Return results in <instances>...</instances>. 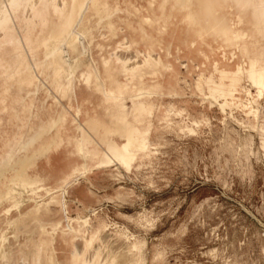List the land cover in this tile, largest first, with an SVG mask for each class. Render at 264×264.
Listing matches in <instances>:
<instances>
[{
    "label": "rangeland",
    "instance_id": "rangeland-1",
    "mask_svg": "<svg viewBox=\"0 0 264 264\" xmlns=\"http://www.w3.org/2000/svg\"><path fill=\"white\" fill-rule=\"evenodd\" d=\"M89 2L81 21L80 9L75 10L72 26L92 44L94 57L105 55L120 60L135 50L141 54L148 47L153 55L159 54L160 63L155 70H144V82L135 78L133 83H127L119 101L93 86L96 96L90 99L96 98L97 106H86L95 107L96 115L102 114L101 119L94 116L97 124L118 125L133 132L150 129L148 138L153 144L134 155L130 165L125 163L126 157L124 160L113 158L118 162L79 171L78 185L65 195L68 216L87 218L95 228L105 224L98 218L104 219L107 223L101 230L104 242L96 241L93 249L98 245L103 257L116 255L117 264H128L130 259H138V264H264V98H259L254 114L242 107L247 91L254 89L247 77L240 82L241 99L237 102L216 92L219 64L230 62L231 56L219 50L217 43H222V37L207 23L202 0H182V3L158 0L155 16L149 10L150 0ZM153 26L159 39L178 26L190 29L193 37L189 39V33L177 30L175 39L159 47L149 40L148 28ZM71 51V60L64 61L65 71L57 80H52L49 72L41 75L39 71L46 61L44 45L36 74L35 66L24 67L36 77L18 92L15 133L10 142L16 141L19 145L33 136L35 140L26 153L36 156L51 149L54 144L51 135L58 119L68 117L62 107L46 114L43 108L57 101V92L62 88L79 83L78 77L89 58L87 55L77 58ZM237 61L239 71L247 70L240 57ZM123 62L130 61L122 59ZM71 66L76 69L73 75ZM90 67L94 69L92 64ZM127 78L124 75L123 79ZM166 78L172 82V89L163 86ZM154 80L159 85L157 89L151 88ZM114 81L119 86L118 71ZM142 83L146 86L140 87ZM82 93L85 99L89 92L83 89ZM140 103L152 109L153 114L136 126L129 119L131 110ZM122 105L127 111L124 119L105 117L108 109L120 114ZM73 111L77 114V109ZM42 136L50 139L44 146L36 147ZM61 151L50 169L61 166ZM14 155L19 158L14 151L12 161ZM25 177L24 174L18 180L19 186L29 190L37 185L25 183ZM19 186H14L17 205L12 206L11 200L0 202V220L13 219L37 200L44 204L50 197L43 190L29 195ZM49 208L47 214L40 211L39 217L46 235L55 238L54 257L66 264L71 244L61 240L59 230L52 232L49 223L60 217L61 212L56 211L55 204H49ZM37 223L30 214L21 215L11 224L0 223L4 246L13 247L10 257L0 260V264H27L17 251H26L30 240L40 238ZM120 232L130 240L119 235ZM133 238L140 242L139 252L128 251V243ZM75 243L80 249L74 250L83 252L79 264L87 249L80 237Z\"/></svg>",
    "mask_w": 264,
    "mask_h": 264
},
{
    "label": "bare ground",
    "instance_id": "bare-ground-1",
    "mask_svg": "<svg viewBox=\"0 0 264 264\" xmlns=\"http://www.w3.org/2000/svg\"><path fill=\"white\" fill-rule=\"evenodd\" d=\"M97 1L101 3L110 2V0ZM150 1H152V6L149 10L155 16L158 13L156 6L158 0ZM177 1L182 3V0ZM202 2L204 4L203 15L207 23L217 32L218 36L222 37V43H217L219 50L226 51L231 56L229 58L230 62L224 61L219 64L216 92L237 102L241 99L240 89L242 86L240 82L247 77L250 79L252 87L257 89V92L254 89H249L246 101L242 104V107L247 111L252 110L259 98L264 96V0H202ZM89 3V0H0V103L3 94L8 91V79L12 78L15 72L18 73L24 64L33 63L35 56L39 57L37 48L41 43H44L46 47L45 65L50 66L52 68L50 73L55 75H60L65 71L64 61L70 62L71 60L70 49L77 58L87 55L89 60L85 65L92 64L95 71H93L94 69L86 71L84 79L87 82H91L92 86L101 88L105 94L110 91L114 95H123L124 86L127 83H133L135 78L144 82V70H155L159 66V54L153 55L148 47H145L141 54L135 50L128 54L127 57H123V60L130 61L129 63L123 62L124 64L122 59L118 60L115 57H107L105 55L94 57L92 44L88 43L82 34L77 32L76 27L72 26L75 10L80 9L81 21L89 7ZM70 26H72L71 31L67 34L66 32ZM154 28L155 26L148 28L149 40L159 47L163 42H170L175 39L177 30H184L189 33V39L193 37V32L190 29L178 26L166 34L165 37L159 39ZM238 57L247 66V70L244 72L238 70L240 66L237 61ZM170 67L171 65H169L168 69ZM75 70V67L71 66V74H74ZM115 71L119 72V86L114 81ZM124 75L128 76L127 80L123 79ZM145 86L144 83L140 85V87ZM158 86L156 80L151 84L153 89H157ZM163 86L172 89L173 84L170 79L166 78ZM138 89L140 88L138 87ZM255 112L253 111V114ZM132 114L139 122L145 123L153 114V110L140 103L139 107L132 110ZM251 124H255L253 118L251 119ZM149 130L133 132L130 129L118 127L108 136H104L103 132H99L96 141L84 156L85 162L83 164H73L75 170L70 174L73 176L71 182L77 181V178L73 175L74 172H84L90 169V166H93V161L100 158V156H103V158L113 156L117 159L126 157L128 159L125 160V163L130 165L134 155L143 152L149 145L153 144L148 138ZM115 149H118L119 152H114ZM22 166V163H18L9 166L5 171H0V202L11 200L13 201L12 206L18 204L14 196V192L17 189L15 190L14 186H19L17 184V176L22 170ZM71 182L66 179L65 185L59 189L60 204L64 208L65 213L68 211L65 195L67 186ZM19 187L26 193L29 192V195H35L41 190L45 191V188L25 190L23 186ZM18 192L19 190L15 193L16 196H18ZM56 193V191L49 188V192L46 194H49L50 197L45 202V205L57 201L58 195ZM36 197H31V199H36ZM19 201L21 202V200ZM37 201L27 211L39 212L41 205ZM63 220L56 222L50 227L51 230H59L60 234L71 233L78 235V232H75L76 227L70 223L69 217L66 216L65 221L67 224H63ZM80 220L82 230L91 240L90 244L83 243V245H88L89 248L92 247L91 250L93 251L88 249L92 254L91 256L89 255L90 259L85 264H112L114 259L117 264L118 258L116 259V255L112 254L114 255L113 257H103L98 245L94 247L97 248L96 250L93 249L96 241L104 242L101 230L105 229L106 224L96 228L93 227L90 232L87 231L88 219L81 218ZM81 238H84V236L82 235ZM4 241L3 235L0 238V246ZM76 249L77 247H75ZM75 250L73 255L76 260L78 253ZM128 264H133L132 259L129 260Z\"/></svg>",
    "mask_w": 264,
    "mask_h": 264
},
{
    "label": "crops",
    "instance_id": "crops-1",
    "mask_svg": "<svg viewBox=\"0 0 264 264\" xmlns=\"http://www.w3.org/2000/svg\"><path fill=\"white\" fill-rule=\"evenodd\" d=\"M44 45V43H41L37 50L40 54L41 46ZM45 47V45H44ZM46 51V47H45ZM61 51V50H60ZM16 57V55H14ZM39 63V57H34L33 63H26L24 64L18 73L15 72V75H13L12 78L8 79V91L3 94L2 101L0 103V171H5L9 166L16 165L18 163H22V170L19 172V175L17 176V182L25 174L24 181L25 183L32 185L33 183H36L40 187L38 188H45V193L49 192V188L56 191L58 198L56 202H53L52 204H55L58 206L57 212H61V216L52 220L49 225L52 227L56 222L59 220H66V216H68V211L65 213L64 208L60 204V192L59 189L65 185L66 179H68V182L72 181V177L70 174L75 170V166L73 164H83L85 162L84 156L89 152L91 149L93 143L96 141L97 135L100 132H103L104 136H108L113 131H115L116 128L120 126L115 127H109L104 124L96 123L94 116L97 114L96 109H90L87 106H97V99L92 98L93 96H96L94 91L92 90V84L91 82H87L84 79V73L86 71H90L91 67L89 64L85 65V69L80 73L79 75V83H71L72 85L70 88H62L61 91L57 92V101H51L50 103H47L45 107L43 108V113H49L54 108L59 109L62 107V112L66 111L67 118L60 117L57 121V124L55 125V131L51 135V138L54 140V144L51 149L47 150L44 153L37 154L36 156L33 154L26 153L27 149L29 148L30 143L35 140L33 136H31L27 141L20 143L19 145L16 144V141L10 142V140L13 137V134L15 133L13 131V122H14V114L17 110V98H18V92L21 91L22 87L26 85L28 82H32V80L36 77V70L37 65ZM26 65H32L35 66L34 72L29 73L27 69L24 67ZM51 67L47 65H43L40 68L41 75H43L45 72H49L50 78L52 80H57L59 75H55L54 73H50ZM95 71V69H94ZM73 75V74H71ZM4 82V81H3ZM6 83V82H4ZM87 89L88 94L86 95L85 99L83 98L82 90ZM109 94V95H108ZM106 96H110L111 98L118 100L122 98V95H114L112 92H106ZM264 98V96H262ZM261 98V97H260ZM259 101V100H258ZM87 104V106H86ZM257 104L253 106L252 110H249L247 112L253 114V111H257ZM65 106V107H64ZM256 107V108H255ZM54 109V110H56ZM77 109V114L73 111ZM121 112L120 114L114 112L113 110L106 111L105 117L109 120H113L115 118H118L120 120L124 119L126 116V110L124 109L123 105L121 106ZM73 111V112H72ZM260 114V110H259ZM100 119L102 118V114L96 115ZM77 118L75 121L74 119ZM259 120V117H258ZM257 120V121H258ZM129 123L135 124L136 126H139L141 122H139L134 115L132 114L131 110V118L129 119ZM143 124V123H142ZM18 136V132H16V137ZM42 136L36 147H41L46 144V141L50 139V137ZM61 139H65L64 142L61 141ZM9 143V144H8ZM8 149V150H7ZM60 149H62L61 154L62 155V164L59 167H56V169H50L55 157L57 154H59ZM7 155L4 157V153L7 152ZM14 151H17L19 154V158L16 159V156L14 155L13 161L11 160V155ZM114 152H119L118 149H115ZM113 158L117 159L116 157H104L100 156L97 160L93 161V166H90V169L92 167H99V166H107L108 164L112 163L113 161L117 160H124L117 159L113 160ZM16 159V160H15ZM118 162V161H117ZM121 164V163H120ZM122 165V164H121ZM126 169V168H125ZM79 171L74 172L73 175L77 178V173ZM21 182V181H19ZM79 183V179L77 178L76 182H71L69 186H67V194H69V190L73 189L75 186H77ZM37 185H34L30 188H37ZM66 202L67 199L65 198ZM51 204V203H50ZM40 211L44 210V214H47L50 211L49 205L41 204ZM43 205V206H42ZM68 205V203H67ZM68 207V206H67ZM40 211L39 212H33V211H25L18 213V216L15 218L10 219H1L0 223H6L11 224L15 221L19 220L21 218V215L30 214L33 216L34 219H36L37 223V230L39 233V239L37 240H30V244L28 245V248L26 251L19 250L17 251L20 253V257L23 261H26L27 264H61L62 261L56 259L53 255L52 251V243L55 240L54 237H50L46 234L47 231L42 224V221L40 219ZM20 216V217H19ZM69 217V216H68ZM100 221L106 224L107 223L104 219L98 218ZM69 221L71 224H73L76 227V230L78 232V235H73L71 233L66 234H60L59 236L61 240L65 242H69L71 244V251L70 255L67 258L66 264H77L80 254L83 252L79 251L78 256L76 257V260L74 258V248L77 247L75 243V239L77 237H80L83 235L84 238L82 239V243L84 244H90L91 240L88 238L89 236L84 233V230L81 228V220L80 217L72 218L69 217ZM77 223V224H76ZM67 224V222L65 223ZM87 229H90L88 231H92L93 227L88 224ZM82 232L81 234L79 232ZM53 232V231H52ZM119 235H123L126 239H129V236L127 234H124L123 232H120ZM3 236V233L0 231V238ZM130 240V239H129ZM85 249H87V252L83 254V257L81 258L82 261L79 264H85L89 261V255L91 251H88L89 246L83 245ZM80 249L79 247H77ZM140 249V242L138 239L133 238L132 241H129L128 243V250L130 252L137 251L139 252ZM13 251L12 246H4V242L0 246V260H7L9 258L10 254ZM138 259H132L133 264L137 263ZM5 262V261H4ZM112 264H116V260L114 259L112 261Z\"/></svg>",
    "mask_w": 264,
    "mask_h": 264
}]
</instances>
